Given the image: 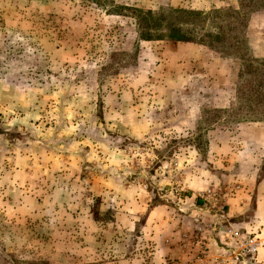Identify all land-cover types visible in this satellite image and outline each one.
Segmentation results:
<instances>
[{
  "label": "rangeland",
  "instance_id": "1",
  "mask_svg": "<svg viewBox=\"0 0 264 264\" xmlns=\"http://www.w3.org/2000/svg\"><path fill=\"white\" fill-rule=\"evenodd\" d=\"M244 237L264 0H0V264H264Z\"/></svg>",
  "mask_w": 264,
  "mask_h": 264
},
{
  "label": "built area",
  "instance_id": "2",
  "mask_svg": "<svg viewBox=\"0 0 264 264\" xmlns=\"http://www.w3.org/2000/svg\"><path fill=\"white\" fill-rule=\"evenodd\" d=\"M262 246H264V239L258 237H244L239 243L240 251L249 254L256 253Z\"/></svg>",
  "mask_w": 264,
  "mask_h": 264
},
{
  "label": "crops",
  "instance_id": "3",
  "mask_svg": "<svg viewBox=\"0 0 264 264\" xmlns=\"http://www.w3.org/2000/svg\"><path fill=\"white\" fill-rule=\"evenodd\" d=\"M258 202H260L259 200H258ZM243 207H242V209H241V211L243 212ZM255 213L254 214H256L257 216H262V215H260V213H259V208H258V206H257V209H255V211H254ZM241 214H238L237 216H240ZM256 215H254L252 218H244V217H242L243 219H242V224H243V226H246L247 224H249L251 221H254V222H259L260 221V219H258V218H256Z\"/></svg>",
  "mask_w": 264,
  "mask_h": 264
}]
</instances>
